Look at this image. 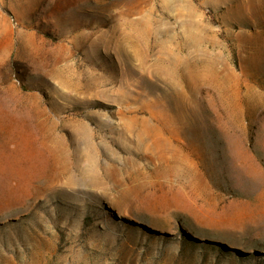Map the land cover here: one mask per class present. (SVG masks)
Wrapping results in <instances>:
<instances>
[{"label": "rangeland", "instance_id": "1", "mask_svg": "<svg viewBox=\"0 0 264 264\" xmlns=\"http://www.w3.org/2000/svg\"><path fill=\"white\" fill-rule=\"evenodd\" d=\"M0 132V264H264V0H0Z\"/></svg>", "mask_w": 264, "mask_h": 264}, {"label": "bare ground", "instance_id": "2", "mask_svg": "<svg viewBox=\"0 0 264 264\" xmlns=\"http://www.w3.org/2000/svg\"><path fill=\"white\" fill-rule=\"evenodd\" d=\"M9 127H10V126H9ZM6 129H7V128H6ZM1 131H2V130H1ZM7 131H8V130H7ZM0 133H1V132H0ZM5 134H6V133H5ZM1 135H2V134H1ZM1 137H2V136H1ZM1 140H2V139H1ZM1 140H0V141H1ZM18 142H19V141H18ZM3 144H4V143H3ZM4 145H5V144H4ZM13 147H14V146H13ZM9 149H10V148H9ZM27 162H28V161H27ZM12 184H15V183H12Z\"/></svg>", "mask_w": 264, "mask_h": 264}]
</instances>
